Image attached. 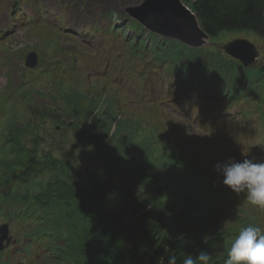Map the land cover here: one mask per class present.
I'll return each mask as SVG.
<instances>
[{
  "label": "trees",
  "instance_id": "1",
  "mask_svg": "<svg viewBox=\"0 0 264 264\" xmlns=\"http://www.w3.org/2000/svg\"><path fill=\"white\" fill-rule=\"evenodd\" d=\"M181 1L195 13L200 27L210 37L224 32L264 37V0ZM114 14L112 10L110 16ZM125 20L134 29L144 30L135 19L129 21L125 17ZM173 44L175 50L170 53L179 55L185 51L190 58L189 70L206 73L203 76L209 80L211 95L217 97L218 103L225 99V89L227 96L234 98L241 96L247 87L255 93L264 91V59L245 66L217 52L204 54L203 49L177 40ZM87 103L81 113L74 111L67 115L80 118L81 122H70L79 136L77 142H85L94 152H99L108 170L100 164L97 175L90 178L73 165L71 160L87 156L76 152L62 150L64 158L51 152L43 157L34 151L30 155L22 141L25 128L11 122L7 125L8 146L4 152L7 156L0 160L8 170L0 181L4 182L7 177L8 188L0 194V202L12 213L6 216L0 207V217L12 221L27 219L29 227L22 235L28 240L62 235L66 244L57 254L62 260L69 257L74 264H159L161 258L167 264L169 254L182 261L189 254L198 256L200 251L212 254L211 264H225L229 244L222 253L216 251L230 233V229L223 226L222 214L206 210L199 197L192 199L182 195L181 202L166 203L174 189L188 183L186 172L202 178L215 190L222 188L209 178L210 172L198 153L181 143L189 162L172 157L155 164L151 149L161 148L162 140L156 139L155 145L146 139L137 141L135 123L126 124L102 101L88 98ZM68 104L71 105L69 100ZM36 108L32 106L35 116L46 114ZM48 111L50 118L54 116L57 120L58 115ZM159 137L164 136L161 133ZM160 150L164 154L162 148ZM47 170L58 174L42 182L36 192H14L11 182L25 183ZM241 206L246 214L244 204ZM21 207L24 209L18 210ZM247 218L241 221L243 227L250 224ZM29 248L28 243L24 249L29 251ZM2 257L0 252V259Z\"/></svg>",
  "mask_w": 264,
  "mask_h": 264
},
{
  "label": "rangeland",
  "instance_id": "2",
  "mask_svg": "<svg viewBox=\"0 0 264 264\" xmlns=\"http://www.w3.org/2000/svg\"><path fill=\"white\" fill-rule=\"evenodd\" d=\"M152 1L154 0H23L19 8V2L14 5L13 0H0V160L7 156L4 154L8 146L7 125L13 122L25 128L22 141L28 147L30 155L36 152L39 157H43L46 152H51V155L64 158L62 150L76 152L87 156L71 160L73 165L90 178L97 175L100 164L108 170V165L102 160L99 152H94L85 142H77L79 136L70 122H81L80 118L67 115L68 112L84 111L88 98L106 103L108 109L113 111V114L117 113L126 124L135 123L138 126L137 141L146 139L155 145L156 139L162 140L161 148L164 154L161 148H152L153 163L160 160L162 163L172 157L189 162V158L182 151L183 139L180 133H184V138L201 154L204 153L203 147L208 144L206 137L234 136L237 126L230 116L231 111H223L222 117H215L213 110L205 112L209 108L208 105H200L194 111L183 113L180 118V124L186 129L190 127L191 121L207 123L201 133L193 134L201 144L196 142L189 131L167 119V105L170 104L165 105L164 88L148 81V71H143L137 81L123 84L115 81L111 72L107 71L111 67L124 65L132 58L125 48L117 49L107 45L104 49L105 57L95 61L93 54L100 40L93 38L90 33H85L94 19L101 12L112 9L131 21L135 18L131 14L132 10L141 9ZM29 7H34L35 13L28 11ZM78 10L82 11H79L80 15ZM143 26L147 27L145 24ZM236 38L248 39L259 53L256 60L264 59V37L258 38L254 34L224 32L217 37H201V43L194 47L203 49L204 54L217 52L232 57L224 51L223 46ZM145 42L147 43V40H143V43ZM30 51L39 55V63L33 68L25 65L26 55ZM138 59H142L141 54ZM234 59V63L239 61ZM183 104L188 106L186 102ZM32 106L46 114L35 116ZM245 107L244 115L255 113L257 124L263 131L264 91H259L255 99H246ZM48 109L58 115L57 120L54 116L50 118ZM202 112L205 113L203 120L200 118ZM161 133L164 137H159ZM155 157L159 160L156 161ZM161 165L165 167V164ZM7 173L8 170L0 162V178H4ZM57 174L56 171L47 170L25 183L11 182V185L14 192L20 194L26 191L36 192L42 182ZM105 178L107 177H103ZM185 178L188 183L174 189L171 199H167L166 203L181 202L182 195L192 199L199 197L206 210L222 214L223 226L230 229V233L225 242L216 248L217 254L222 253L226 244H230L231 239L243 228V218L248 217L250 224H259L264 228V218L263 222L251 220L250 213L255 215L254 205L245 201L243 195L231 189L215 190L202 178L189 176L187 172ZM7 182V177L4 182L0 181V194L3 189L8 188ZM241 203L248 211L246 214ZM4 222L9 223V234L15 239L12 246H15L18 234L23 240L21 232L29 227V221H12L0 217V224ZM2 244H5V240ZM44 245L35 247L34 255L38 262L23 260L17 263L45 264L44 260L54 259L56 256L53 261L48 260L47 264H74L69 257L62 260L57 254L63 249L61 246L59 250L56 249L55 245H62L58 239L55 245L48 240L44 241ZM38 252L41 254H37Z\"/></svg>",
  "mask_w": 264,
  "mask_h": 264
},
{
  "label": "clouds",
  "instance_id": "3",
  "mask_svg": "<svg viewBox=\"0 0 264 264\" xmlns=\"http://www.w3.org/2000/svg\"><path fill=\"white\" fill-rule=\"evenodd\" d=\"M216 170L223 175V184L233 192L246 194V200L264 209V162L251 159L217 163ZM225 264H264V229L249 224L231 239ZM212 254L200 251L198 256L187 255L182 261L169 254L167 264H211ZM159 264H164L163 258Z\"/></svg>",
  "mask_w": 264,
  "mask_h": 264
},
{
  "label": "water",
  "instance_id": "4",
  "mask_svg": "<svg viewBox=\"0 0 264 264\" xmlns=\"http://www.w3.org/2000/svg\"><path fill=\"white\" fill-rule=\"evenodd\" d=\"M131 14L145 24L163 34L174 36L189 45H199L201 37L205 36L199 28L191 12L181 0H154L141 9L131 11ZM223 48L226 53L239 59L244 65L251 66L257 60L259 53L247 39L236 38L226 43ZM37 64V54L31 52L27 56V65ZM8 224L0 226V249L2 241L8 238Z\"/></svg>",
  "mask_w": 264,
  "mask_h": 264
},
{
  "label": "bare ground",
  "instance_id": "5",
  "mask_svg": "<svg viewBox=\"0 0 264 264\" xmlns=\"http://www.w3.org/2000/svg\"><path fill=\"white\" fill-rule=\"evenodd\" d=\"M28 8V7H27ZM14 28V27H13ZM8 38V37H7ZM176 75H178V76H180L179 74H176ZM0 211H2V210H0ZM6 213V212H5ZM0 215H1V212H0ZM14 231V230H13ZM4 242V241H3ZM53 250H55V249H53ZM53 255V254H52ZM50 258V257H49ZM51 259V258H50Z\"/></svg>",
  "mask_w": 264,
  "mask_h": 264
}]
</instances>
